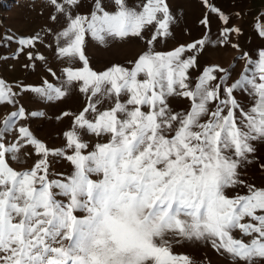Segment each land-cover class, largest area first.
Returning a JSON list of instances; mask_svg holds the SVG:
<instances>
[{
    "label": "rangeland",
    "instance_id": "374dc122",
    "mask_svg": "<svg viewBox=\"0 0 264 264\" xmlns=\"http://www.w3.org/2000/svg\"><path fill=\"white\" fill-rule=\"evenodd\" d=\"M0 264H264V0H0Z\"/></svg>",
    "mask_w": 264,
    "mask_h": 264
}]
</instances>
